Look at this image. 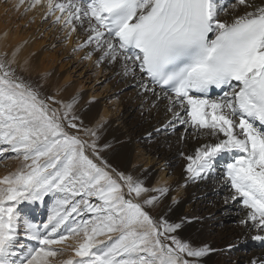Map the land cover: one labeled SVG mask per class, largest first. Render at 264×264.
<instances>
[{"label":"snow or ice","instance_id":"6c2138e0","mask_svg":"<svg viewBox=\"0 0 264 264\" xmlns=\"http://www.w3.org/2000/svg\"><path fill=\"white\" fill-rule=\"evenodd\" d=\"M43 3L45 18L68 37L83 32L74 49H88L83 59L98 54L97 66H119L132 78L146 121L163 106L155 136L142 140L207 138L194 154L179 150L187 181L203 180L231 156L222 175L225 203L242 204L240 223L264 243V0ZM16 64V53L0 59V157L20 161L0 178V264H53L69 248L73 255L58 264H205L216 250L183 236L197 218L171 221L157 211L170 188L113 167L105 123H85L78 95L45 94L44 85L17 75ZM212 89L222 94L212 97ZM45 198L53 201L50 212L35 223L24 209Z\"/></svg>","mask_w":264,"mask_h":264},{"label":"bare ground","instance_id":"6f19581e","mask_svg":"<svg viewBox=\"0 0 264 264\" xmlns=\"http://www.w3.org/2000/svg\"><path fill=\"white\" fill-rule=\"evenodd\" d=\"M4 1L6 0H0V53L5 54L7 60L12 58L13 53H16L17 64L15 66L40 80L43 85L50 87L53 94L59 90L60 98L66 100L78 95L85 123L90 126L97 121L105 123L102 140L110 141L112 144L109 159L113 167L141 177L149 187L167 186L170 188L157 211L161 215H166L171 221H179L182 217L197 218L195 222L193 219V222L185 225L183 236L197 244L206 243L217 251L204 258L205 264H225L224 260L228 258L227 252L231 253L234 249L238 250L235 255L236 261H244L248 264L253 260L264 258V243L256 244L249 250H239V243L251 239V236L256 235L257 231L240 223L241 219L246 218V210H243L242 204L231 200L225 203V198L229 195V188L224 185L220 173H224L226 163L231 162L230 155L218 159L213 172L203 180L187 181L184 173L186 161L179 155V150H183L186 154H194L200 143L208 141L207 138H201L198 143L193 137L185 144L183 141H178L177 134L173 133L167 142L163 136H156L151 142L149 150H151L153 158L161 156L164 165L165 161L169 162L170 166H166V168L173 170L174 176L167 178L162 168L160 172L156 173L152 168H144L142 165L150 161V153L144 152L142 147L147 142L141 138L148 132H153L155 136L154 128L159 127V124L164 120L163 106L161 105L155 119L146 121L141 116L142 98L138 96V89L135 87L129 94L125 93L122 97L124 99L128 95V99H124L122 102V99L119 98L118 102H111L110 99L112 97L117 99L118 92H122L125 86L135 83L130 76H123L119 66L109 65L107 62L97 66L98 54H94L89 61L92 62V65L80 61V55H85L88 49H82L83 52H71L70 47H66L60 49L63 50L62 52L57 50L51 52L46 46L41 45L42 43L37 40L36 36L33 37L34 32L29 33L23 28V24L31 22L32 19L35 26H41V28L50 26L51 21L48 20V17L45 18L46 6L41 3L29 8L32 1L26 0L23 5L17 7L19 0H8L5 4ZM41 8L43 9L41 10ZM26 9L28 10L26 11ZM60 30L57 26L53 32L51 45L58 40V35L59 38L62 36ZM77 32L79 38L84 36L79 29ZM70 65L74 68L70 69L68 67ZM76 68L83 69L79 75L85 70L89 74L88 78L92 76L93 70L97 72L96 76L105 71L108 73H105L107 77H113L114 81L122 80V82L115 84V91L112 92V95L107 96L108 99H105V96L101 99L91 98V94H87L84 89L68 86L69 77L74 74ZM150 103L151 99L143 101L145 108ZM153 111L155 113V110ZM145 116H147V112H145ZM178 131H182L180 126H178ZM146 154L148 155L146 156ZM19 166L20 161L16 159L5 163L1 162L0 178L15 172ZM173 198H175V203ZM232 216L234 219L224 222L226 217ZM214 230L217 233H212ZM72 243H74L72 240L67 242V244ZM230 245L231 248H229ZM72 255L69 248L57 256L53 264H58L59 261Z\"/></svg>","mask_w":264,"mask_h":264},{"label":"rangeland","instance_id":"374dc122","mask_svg":"<svg viewBox=\"0 0 264 264\" xmlns=\"http://www.w3.org/2000/svg\"><path fill=\"white\" fill-rule=\"evenodd\" d=\"M8 0L4 1V4L7 2ZM3 2V1H2ZM43 8H41L42 10ZM53 17H48V20L51 21V25L50 26H44L41 28V26H35L33 23V19L31 20V22L27 23V24H23V28L27 30V32L29 33H33L34 32V36L37 37V40H39V42H41L42 46H46L48 48V50L50 49L51 52H53L54 50L60 51L62 52L63 50L60 49H64L66 47H70L71 52L74 51V49H76L78 47V45L80 43L83 42L82 38H79V36H77L78 32L73 33L71 37H68L66 30L61 26V25H57L54 24L53 21ZM32 23V24H31ZM57 26L61 29V34L62 36L59 38V35L57 36L58 40L51 45V42L53 41V32L57 29ZM75 35V37H74ZM83 36V35H82ZM50 47V48H49ZM53 49V50H51ZM74 52H83L82 50L79 51H74ZM0 59H5L7 60V56L5 54L0 53ZM64 58V56H62ZM84 55H80L79 60L80 61H84V63L91 64L92 62H89L90 60H85L83 59ZM67 59V58H66ZM14 67H16L15 65H13ZM70 67V69H73L74 66H68ZM17 68V75L18 76H22L27 82L32 83L33 85H37V84H42V82L38 79L33 78L30 74L26 73L23 70H20L18 67ZM78 70V71H76ZM83 69L79 70L78 68L74 69V74L71 75V77H69L68 80V86L70 87H75V88H81L84 89V91L87 94H91V98H97V99H101L104 98L108 99V95H112V92L115 91V84L121 83L122 80L119 81H114L113 77H107V75H105V71H102L98 76H96L97 72L95 70H93L92 72V76L90 78L89 74L86 73V71L84 70L83 73L81 75H79V73L82 71ZM108 74V73H106ZM125 88V89H124ZM122 92H118V96L117 99L113 98L110 99L111 102L116 103L118 102L122 97L124 96L125 93H130L134 87L132 85H127L125 86ZM104 91H107L104 93ZM42 92L45 94H53L52 91L50 90V87H47L44 85ZM97 94V95H96ZM129 96L127 95L126 97H124V99H128ZM122 99V102L123 100ZM152 143H148L146 145H144L142 148L145 150V153H150L149 156V162L147 164H143L142 166L144 168H152L154 170V172H160V170L163 169L164 175L169 178L170 176H174V171L173 170H169L166 168V166L164 165V161H162V157L161 156H156L153 158V154H151V147ZM148 154H146L147 156ZM160 162V163H159ZM162 168V169H161ZM232 219H234V217H226L224 219V222H228L231 221ZM194 222L196 221V219L193 220ZM192 221V222H193ZM213 222V221H212ZM215 232L217 233V231H212V233ZM262 242L260 241H255L252 239L249 240H245L242 243H239V250H249L250 248L255 247L256 244H261ZM237 249H234V251L232 250V252L228 253L227 252V259L224 260L225 264H247L244 261H236L235 260V255H237ZM217 252V251H216ZM223 252V249H222ZM250 264V263H248Z\"/></svg>","mask_w":264,"mask_h":264}]
</instances>
